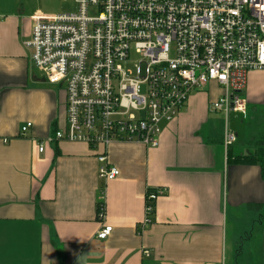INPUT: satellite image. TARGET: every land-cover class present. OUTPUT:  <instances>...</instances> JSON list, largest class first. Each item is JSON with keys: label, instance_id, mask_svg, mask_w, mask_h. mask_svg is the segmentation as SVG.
I'll use <instances>...</instances> for the list:
<instances>
[{"label": "crops", "instance_id": "1", "mask_svg": "<svg viewBox=\"0 0 264 264\" xmlns=\"http://www.w3.org/2000/svg\"><path fill=\"white\" fill-rule=\"evenodd\" d=\"M37 10L34 0H0V264H264V237L230 245L227 229L230 209L264 206L263 163L236 159L262 145L246 140L239 153L232 126L260 102L255 77L246 114L231 117L237 145L226 148L216 136L217 96L197 91L163 124L158 146L110 144L108 161L120 175L106 181L87 143L46 141L40 151L65 126L66 90L45 80L24 43ZM159 187L153 223L140 233L146 195ZM103 224L113 226L106 239L97 237Z\"/></svg>", "mask_w": 264, "mask_h": 264}, {"label": "built area", "instance_id": "2", "mask_svg": "<svg viewBox=\"0 0 264 264\" xmlns=\"http://www.w3.org/2000/svg\"><path fill=\"white\" fill-rule=\"evenodd\" d=\"M74 1L77 11L34 12L24 41L45 80L66 90L65 126L39 142L40 151L46 141L87 143L98 150L100 178L113 180L120 169L108 161L110 144L158 146L163 124L209 83L223 89L210 109L224 114L226 148L237 141L231 117L247 112V73L264 68V0ZM164 192L148 191L140 233L153 223ZM112 231L103 224L97 237Z\"/></svg>", "mask_w": 264, "mask_h": 264}, {"label": "rangeland", "instance_id": "3", "mask_svg": "<svg viewBox=\"0 0 264 264\" xmlns=\"http://www.w3.org/2000/svg\"><path fill=\"white\" fill-rule=\"evenodd\" d=\"M36 3V8L40 9L44 13L48 14H56V13H64L70 11H77L78 4L74 0H34ZM174 52H172L173 54ZM173 56V55H172ZM138 59V56L134 53L131 57V65ZM258 74H255V73ZM254 73V74H253ZM253 74V75H252ZM251 77V78H250ZM255 77L256 82L258 84V90L256 92V98H258L259 104L257 108L249 110L248 116L242 119V116L239 115V118H236L232 121V126L239 132V141L236 150L239 153L244 152V142L248 140L247 145H254L258 144V141L264 140V68L261 69H254L250 70L247 73V83L244 90V96L246 97L247 87L249 78L252 79ZM65 88V87H64ZM205 90L206 92L210 93L211 95H216L217 100L219 96L222 94L223 89L220 87L218 83H209L207 87L204 89L194 90L192 94L196 93L197 91ZM242 119V121H241ZM224 114L222 112H212L211 115V122L214 125V129L216 130V136L218 139H221L223 135L224 138ZM253 146V147H254ZM264 207V206H263ZM263 207L257 209V206H253L248 209L245 206V209L239 210H229L228 218L229 223L227 226L228 229V241L231 245L232 241H238L239 243L242 242L244 239H248L249 237H264V227L259 226V222L264 220V209ZM247 210H251L250 214L247 215ZM256 210V211H252ZM259 211V212H257ZM254 224H256V228H254ZM229 245V246H230ZM241 247V244L238 245L237 249ZM245 253H247V246L244 248ZM237 251H235L236 253ZM231 247L229 249V255L231 254ZM245 256V254L243 255ZM242 255L240 257H243ZM234 262V260H232Z\"/></svg>", "mask_w": 264, "mask_h": 264}, {"label": "trees", "instance_id": "4", "mask_svg": "<svg viewBox=\"0 0 264 264\" xmlns=\"http://www.w3.org/2000/svg\"><path fill=\"white\" fill-rule=\"evenodd\" d=\"M264 139V137H263ZM260 143L262 145V148L259 149L257 151V153L255 154H245V155H239L236 157V159L239 161V162H244V163H257V162H261L263 163L262 167H263V171H264V155L262 156L261 154L264 153V140H260ZM228 159L230 160V154H229V151H228ZM150 190H155L154 188L153 189H150Z\"/></svg>", "mask_w": 264, "mask_h": 264}]
</instances>
